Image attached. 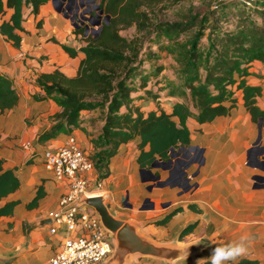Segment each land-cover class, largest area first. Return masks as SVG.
Instances as JSON below:
<instances>
[{"label":"crops","instance_id":"obj_1","mask_svg":"<svg viewBox=\"0 0 264 264\" xmlns=\"http://www.w3.org/2000/svg\"><path fill=\"white\" fill-rule=\"evenodd\" d=\"M58 8L50 0L41 7L37 16L26 12L24 26L28 32L22 34L19 48L14 47L0 33V74L13 80L20 95L19 104L14 109L0 113V159L3 161V169H13L20 180L18 190L0 202L3 205L7 201H19L12 216L0 217V264H38L62 250L68 232L65 227L54 223L52 214L59 208L66 183L55 179L52 171L44 165L41 153L45 148L63 145L71 135L77 138L83 149L91 148L88 126L93 122L88 117L100 114L97 111H83L80 127L73 129L70 134L62 132L56 138L44 143L38 142L39 136L51 128L54 116L62 109L53 99H35L34 94L43 95V91L36 85V79L40 74L56 69L67 76H75L84 55L79 52L72 57L62 45L78 50L86 44L88 36L72 29V23L62 17ZM11 14L12 10L9 9L4 16H0V24L9 19ZM28 15L33 17L37 30L42 29L44 16L48 17L43 34L36 33L32 38L37 45L33 56L28 54L25 47L31 42L25 39L31 32L25 25ZM39 21H42L40 26ZM42 52L48 55L47 62L43 64L39 63ZM250 72L247 81L261 87L262 94L257 100L258 105L264 108V65L260 61H254ZM141 102L139 100L138 104L142 106ZM142 108L145 109L143 106ZM160 108L170 112L173 104L171 108ZM150 109L157 108L150 107L147 110ZM100 123L102 124V120ZM188 125L191 129L190 146L203 152L202 159L194 161L192 158L196 152L185 151L186 157H183L184 152L180 157L189 163L186 173L191 188L179 192L176 200V186L155 187L148 197L154 202V207L146 211L128 208L124 211L125 219L138 222L142 232L146 226L147 232L143 233L158 243L179 244H182L181 240H176V236L180 238L184 228L197 222L193 232L184 237L190 239L189 243L205 241L207 246L205 249L201 248L203 251L199 250L202 252L199 255L191 253L180 259L186 260L183 264H198L209 260L215 247L238 241L242 235L249 238L247 250L234 261L248 257L264 264V182L255 180L256 177H264V165L257 161V158L264 157V126L262 141L249 161V151L256 147L259 129L246 111L241 92H238L237 106L229 116L218 117L207 128V124L200 126L192 119ZM197 128L202 130L198 131ZM28 142L34 147L29 148ZM138 142L139 139H136L122 144L118 154L111 159L110 166L112 160H117L114 166L117 176L108 191V199L112 207L117 209L125 195L130 197L134 207L148 199L143 191L150 190L147 186L150 181H142L141 185L135 177L132 178V174L126 179L119 178L126 174L131 163L137 162L140 154ZM36 148L37 152L34 153ZM171 175L170 168L163 169L161 178L168 180ZM42 184L45 196L37 207H29L37 194L38 186ZM160 206L162 209L158 208ZM178 208L182 210L167 225L155 223ZM52 228H56V232H52ZM153 233L162 236L167 233L173 237L168 241H157ZM228 263L229 261L226 262Z\"/></svg>","mask_w":264,"mask_h":264},{"label":"trees","instance_id":"obj_2","mask_svg":"<svg viewBox=\"0 0 264 264\" xmlns=\"http://www.w3.org/2000/svg\"><path fill=\"white\" fill-rule=\"evenodd\" d=\"M50 0H0V16L9 9V19L0 24V33L14 47L19 48L26 11L37 16L41 7ZM108 21L96 37L87 36L86 44L76 50L62 45L75 57L82 52L78 72L67 76L59 69L42 73L36 85L43 95L34 94L36 100L53 99L62 109L54 118L50 129L42 133L38 142L44 143L60 133L68 134L80 127L83 111H97L102 117L101 131L91 136L95 153L91 155L101 179L110 176L111 159L118 154L122 144L139 139L137 157L139 168L170 158L172 149L189 147L191 129L189 120L198 125L214 122L218 117L229 116L237 106L241 92L246 111L254 123L264 119V108L258 105L262 94L260 86L248 83L247 76L254 61L264 65V0H250L260 10L257 21L250 12L239 9L234 25L224 27L223 13L213 7L197 9L191 6L179 13L175 21H160L149 12L162 2L180 4L184 0H95ZM238 2V1H237ZM148 9H150L148 11ZM237 15V13H236ZM224 19H223V18ZM42 21L38 22V26ZM135 27L132 38L122 30ZM78 33L85 35V30ZM158 46L156 51L146 48V39ZM166 40L162 43V40ZM57 42L55 39H53ZM171 55L178 65V81L169 84L167 96L174 99L172 111L163 108L143 109L139 100L157 99L150 84H159L162 66L157 65L161 53ZM154 61L147 69L145 63ZM154 84V85H155ZM20 101L19 92L11 78L0 74V113L14 109ZM196 130L201 131V128ZM20 187V180L13 169H3L0 159V202ZM45 196L44 186L39 185L29 207H37ZM18 200L0 205V217L12 216ZM178 208L155 223L167 225ZM197 222L188 225L180 238L193 232ZM198 264H209V260ZM228 264H262L248 257Z\"/></svg>","mask_w":264,"mask_h":264},{"label":"rangeland","instance_id":"obj_3","mask_svg":"<svg viewBox=\"0 0 264 264\" xmlns=\"http://www.w3.org/2000/svg\"><path fill=\"white\" fill-rule=\"evenodd\" d=\"M238 1V2H237ZM248 2H252L250 0H184L183 2H181L180 4H175L173 2H162L160 4H158L157 6H155L153 8V11L149 12L152 16V18L155 19H159L160 21H175L177 19H179L178 14L185 12L186 10H188L191 6H193L194 8L197 9H205L207 7H213V8H217L219 9L222 13H223V17L227 18L228 20L223 22V26L224 27H231L232 25H234L238 19V14L240 15V11L239 9H245L246 11L250 12V14L252 15L253 18H255L257 21H261L260 16L258 15V13H256V10H260L261 8L258 7L256 8V6L254 5V3L252 5H249ZM60 3H62V6H60L61 9V14L62 17L66 20H68V22L71 24L72 23V29H74L75 31H80V30H85V33L91 37H96L97 33H94L91 31V21L94 22L95 19H93V15L98 13V10H96L94 8V4L91 2H87V1H83V3H81L79 0H76L73 3H68L66 1L60 0ZM57 6H59V4H57ZM256 9V10H255ZM150 9H148L149 11ZM257 10V11H258ZM53 11V10H52ZM28 12V11H26ZM237 13V15H236ZM222 17V18H223ZM223 18V19H224ZM91 20V21H90ZM43 27L42 29L37 30L34 22H33V17L32 16H27V21H26V27L31 31L30 34L25 36V39L30 40L31 42L25 46L27 48L28 54L33 56L34 54V48L37 46L35 44L34 41H32V38L35 37L36 33L39 34H43L44 31V26L47 24L48 22V17L44 16L43 18ZM102 24H104V21H102ZM87 25H89V29L88 31H86V27ZM121 34L125 37L128 38H132L133 36L136 35V29L135 27H131L125 30L121 31ZM155 34H151L149 37V40L146 39V48H152V50L156 51L158 49V46L154 45V43L151 42L150 39H153L155 36ZM83 36V35H82ZM166 40H162V43H165ZM38 50V49H37ZM40 61L39 63L43 64L45 62H47L48 60V55L45 54V52L42 54H40ZM37 55L35 56V58L37 59ZM154 63V61H150L145 63V65L147 66V69H149L152 64ZM157 65H161L162 71L161 74L159 76V84H155V80H153L150 84V87L152 88V90L154 92H158L159 93V98L157 99H147L144 98L142 99V106L145 109H148L150 107H156V108H160L164 107V108H171L172 104L174 102V100L169 99V97H167V93H168V87L170 83L173 82H177L178 81V77H177V72H178V65L175 62L174 58L167 54V53H161V58L158 60ZM155 84V85H154ZM100 113V112H99ZM88 119H92V124H89L88 128V135L90 136H97L99 135L100 131H101V123L100 120H102L101 115L99 114L98 116H92L91 118L88 117ZM210 124H207L205 126V128L209 127ZM132 147H135V144H132ZM188 147H186L187 149ZM37 152V148L35 149ZM86 152L90 155H93L95 153L93 146H91V148H87L85 149ZM182 152L181 148L175 150V152ZM172 159V162L170 163V169L172 171V179H171V187L172 186H176V200L178 198V194L179 192L183 191L182 188H180L178 185H174V181H175V169L177 166V159L178 157L174 156L171 157L170 154V158ZM200 159H202V157H200ZM117 161V160H116ZM114 160H112V165L110 166V176L106 179H101L97 170L95 169L93 172L90 173V178L92 179V177H94V180H92V182H90L87 192L92 194V195H104L106 196V204L108 205L109 209L116 214L117 216H120L121 218H126L124 211H126V207L123 205V202L120 204V208H116L115 206L112 207L111 205V201L110 199H108L109 193L108 191L111 189L110 186L113 185L116 181V168L114 167L115 164H117ZM140 169L137 162L134 161V163H131L129 168L127 169L128 171L126 172V174H124V176H119V178H125L130 176L132 174V178L135 177V179L138 180L139 184L142 185V178H141V174H140ZM154 174H158L161 175L163 173V168L162 166L158 167V168H153L152 169ZM120 172V171H119ZM122 173V172H121ZM118 178V177H117ZM141 185H139V187H142ZM156 182L150 181L147 186L151 187V186H155ZM168 187H170L169 185H167ZM155 187H153L150 190H144L143 194L145 195L146 198L150 197L151 192L154 190ZM127 195L124 196V199L126 198ZM159 209H162L161 206L158 207ZM132 209H135L136 211H146L147 208H144L143 204H139L137 206H133ZM143 232H147L146 226H144L143 228ZM153 236L157 239V241H168L170 238H172L173 236L171 234H167L164 233V235H160L159 233H153ZM181 240V243L186 245V244H190L189 241L190 239L188 237H184V238H179V236H176V240ZM199 246L200 249H205V247L207 246V243L204 241L199 240L198 242H196ZM199 249V250H200ZM200 251H203V250ZM199 250L194 251L192 255H199L200 252ZM199 251V252H198ZM196 252V253H195ZM186 260H179L178 262H176L175 264H183ZM132 264H164V262H160L159 260L156 259H152V258H143V257H134L133 258V262Z\"/></svg>","mask_w":264,"mask_h":264},{"label":"built area","instance_id":"obj_4","mask_svg":"<svg viewBox=\"0 0 264 264\" xmlns=\"http://www.w3.org/2000/svg\"><path fill=\"white\" fill-rule=\"evenodd\" d=\"M27 145L34 147L29 142ZM41 154L44 165L52 171L55 179L66 183L52 220L65 227L68 235L61 251L38 264H104L114 251L111 236L94 209L85 204L78 206L84 195L95 196L87 192L94 180L89 176L95 170L91 155L73 135L63 145L45 148ZM51 231L56 232V228Z\"/></svg>","mask_w":264,"mask_h":264},{"label":"water","instance_id":"obj_5","mask_svg":"<svg viewBox=\"0 0 264 264\" xmlns=\"http://www.w3.org/2000/svg\"><path fill=\"white\" fill-rule=\"evenodd\" d=\"M54 4H59L58 11L61 12L60 0H52ZM68 3H73L76 0H63ZM83 3L84 0H79ZM87 2H91L94 4V8L98 10V13L93 15L94 22L91 20V31L94 33L99 34L102 29V21L107 22L108 16L103 15V11L99 9V5L95 0H85ZM89 25L86 27V31L89 29ZM264 126V119L261 118L258 122V129H259V137L256 142V147L249 151L248 160L251 161L254 155V151L256 150L257 146L260 145L262 139V129ZM181 150H196L195 147L189 146L187 149L186 147H182ZM264 150V148H263ZM177 152L172 149L171 157L176 156ZM259 164L264 165V157L262 159L257 158ZM172 162V159L163 161L162 159L156 160L151 168H141L140 174L143 182L153 181L156 182L155 186H151L150 189L153 187H164L168 185V180H163L161 175H154L152 169L158 168L162 166L163 169L169 168V163ZM151 175H153L151 177ZM256 181H263L264 177H256ZM186 182H190V179L187 177L185 179ZM184 190H188L191 188L189 184L187 186H183ZM129 198V196L127 195ZM150 201L153 206L154 202L151 199H147ZM87 205L88 207L94 209L96 213L99 215L100 220L104 228L109 232L111 236V240L114 246V251L112 255L108 258V260L104 264H130L134 257H151L155 259H159L164 261L165 264H174L176 261L190 255L194 251L200 249V246L197 243H190V244H179V243H158L152 238L148 237L141 231V225L132 220V219H124L117 215H115L106 204V196L104 195H95L89 196L84 195L79 201L78 206ZM50 222V221H49Z\"/></svg>","mask_w":264,"mask_h":264},{"label":"clouds","instance_id":"obj_6","mask_svg":"<svg viewBox=\"0 0 264 264\" xmlns=\"http://www.w3.org/2000/svg\"><path fill=\"white\" fill-rule=\"evenodd\" d=\"M248 237L242 235L238 241L229 242L215 247L209 257V264H226L245 254Z\"/></svg>","mask_w":264,"mask_h":264},{"label":"flooded vegetation","instance_id":"obj_7","mask_svg":"<svg viewBox=\"0 0 264 264\" xmlns=\"http://www.w3.org/2000/svg\"><path fill=\"white\" fill-rule=\"evenodd\" d=\"M185 151H189V152H191L190 150H182V152H177V154H176V157H178V159H177V166H176V169H175V181H174V185H178L180 188H182L183 190H184V188H183V186H187L188 187V182H186L185 181V179L188 177V175H187V173H186V168H187V166H188V164L189 163H186L183 159L181 160L180 159V157H181V155L183 154V152H184V154H183V157H186V152ZM192 152H196V154H195V157H193L192 158V161H194L195 159H200L199 157H202V154H203V152L200 150V149H196V150H194V151H192ZM187 155H190V154H187ZM169 160V159H168ZM171 163V162H170ZM170 163H169V167H170ZM173 174V173H172ZM154 175H158V174H154ZM153 175H151V177H152ZM171 177H172V175H171ZM169 178L168 179V181H169V183H168V185H172L171 184V179L172 178ZM167 186V185H166ZM173 187H175V186H173ZM190 189V188H189ZM123 202V205L128 209V208H132L133 207V204H132V202L130 201V197L128 198L127 196H126V198L122 201ZM142 204H143V206H144V208H153L154 206H153V204L150 202V201H148L147 199L146 200H144L143 202H142ZM120 217V216H119Z\"/></svg>","mask_w":264,"mask_h":264}]
</instances>
